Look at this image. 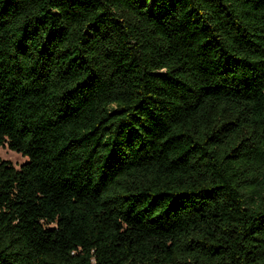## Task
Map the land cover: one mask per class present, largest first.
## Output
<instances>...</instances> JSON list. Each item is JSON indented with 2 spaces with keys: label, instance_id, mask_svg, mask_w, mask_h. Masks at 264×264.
Instances as JSON below:
<instances>
[{
  "label": "trees",
  "instance_id": "16d2710c",
  "mask_svg": "<svg viewBox=\"0 0 264 264\" xmlns=\"http://www.w3.org/2000/svg\"><path fill=\"white\" fill-rule=\"evenodd\" d=\"M0 264H264V0H0Z\"/></svg>",
  "mask_w": 264,
  "mask_h": 264
},
{
  "label": "rangeland",
  "instance_id": "374dc122",
  "mask_svg": "<svg viewBox=\"0 0 264 264\" xmlns=\"http://www.w3.org/2000/svg\"><path fill=\"white\" fill-rule=\"evenodd\" d=\"M0 160H6L11 163V165H13L16 169H18L20 165L27 161V158L9 150L4 145L0 147Z\"/></svg>",
  "mask_w": 264,
  "mask_h": 264
}]
</instances>
